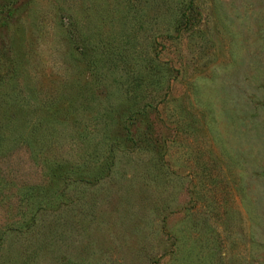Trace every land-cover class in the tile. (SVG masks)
Returning <instances> with one entry per match:
<instances>
[{
  "label": "rangeland",
  "instance_id": "rangeland-1",
  "mask_svg": "<svg viewBox=\"0 0 264 264\" xmlns=\"http://www.w3.org/2000/svg\"><path fill=\"white\" fill-rule=\"evenodd\" d=\"M0 264H264V0H0Z\"/></svg>",
  "mask_w": 264,
  "mask_h": 264
}]
</instances>
